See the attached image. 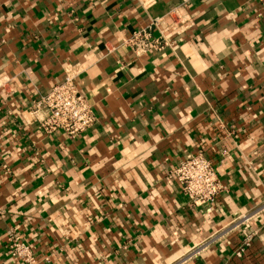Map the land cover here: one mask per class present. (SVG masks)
<instances>
[{"label":"crops","instance_id":"0c3cea01","mask_svg":"<svg viewBox=\"0 0 264 264\" xmlns=\"http://www.w3.org/2000/svg\"><path fill=\"white\" fill-rule=\"evenodd\" d=\"M182 1L0 0V264H23L11 231L41 264H264V0ZM176 8L163 51L120 45ZM65 74L96 117L75 138L32 106ZM199 151L225 186L212 205L170 174Z\"/></svg>","mask_w":264,"mask_h":264},{"label":"built area","instance_id":"2783aa9c","mask_svg":"<svg viewBox=\"0 0 264 264\" xmlns=\"http://www.w3.org/2000/svg\"><path fill=\"white\" fill-rule=\"evenodd\" d=\"M185 3L186 0H183L181 6ZM168 16L172 21L170 24H166V17H153L146 25L128 31L120 45L130 49L137 56L163 51L171 45L168 36L170 33L182 35L188 27L185 19L187 16L182 15L179 8ZM32 106L35 110L44 111L39 120V127L45 134L62 132L69 138H75L90 129L96 121L86 95L79 89L75 78L69 74H65L46 94L34 100ZM170 174L177 179L181 190L193 206L212 205L225 190L211 160L200 151L188 155ZM248 218V215H243L234 219L227 228L211 237L209 242L241 226ZM252 236H246L236 247L235 256H242L245 249L251 245ZM6 246L10 256L23 264H41L47 260V257L38 255L34 248L14 231L9 234Z\"/></svg>","mask_w":264,"mask_h":264}]
</instances>
